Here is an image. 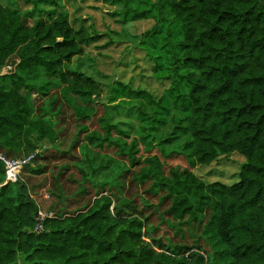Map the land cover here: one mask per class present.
<instances>
[{
  "label": "trees",
  "instance_id": "1",
  "mask_svg": "<svg viewBox=\"0 0 264 264\" xmlns=\"http://www.w3.org/2000/svg\"><path fill=\"white\" fill-rule=\"evenodd\" d=\"M7 1L0 0V143L23 146L27 154L37 149L31 137H57L51 119L33 116L44 95L37 76L55 77L65 100L89 115L76 98L89 102L97 89L83 67L94 66L87 49L106 33L75 27L62 0H24L31 6L23 12ZM114 1L121 4L114 12L121 22L153 12L148 41L160 28L165 36L147 53L153 76L169 85L155 97L117 81L116 89L141 97L139 133L106 123L105 133L87 138L113 147L133 167L147 164L141 179L151 176L164 189L174 225L203 223L211 264H264V0ZM155 148L163 156L181 154L191 166L233 152L246 162L237 181L206 182L187 167L171 166L164 175ZM49 166L39 151L22 169L41 174ZM5 180L0 159V264H19V253L26 264H208L188 244L171 247L155 238L150 217L122 191L105 187L87 210L48 216L37 232L39 206L26 183Z\"/></svg>",
  "mask_w": 264,
  "mask_h": 264
},
{
  "label": "rangeland",
  "instance_id": "2",
  "mask_svg": "<svg viewBox=\"0 0 264 264\" xmlns=\"http://www.w3.org/2000/svg\"><path fill=\"white\" fill-rule=\"evenodd\" d=\"M11 1L22 12L31 6L24 0ZM2 2L4 6L9 3L7 0ZM61 2L70 11L75 27L80 24L106 34L96 45L87 49V55L94 59V66L83 67L84 72L96 80L97 89L89 102L76 98L78 105L89 115L80 116L75 111V106L65 100L63 87L59 86L57 79L41 72L35 85L42 89L44 95L35 101L33 116H43L54 122L57 131L55 141L46 139L41 142L33 136L31 139L37 149L27 154L23 146L19 148L0 143V153L8 157L25 158L34 156L39 151L48 156L50 166L44 173L33 174L25 169L20 173L31 198L39 206L36 217L85 211L96 197L106 193L101 192L103 187L108 191L120 190L150 217L149 231L155 238H161L171 247L188 244L194 250L204 253L208 264H211L210 246L201 237L203 223L194 227L174 225L175 222L165 213L169 201L164 189L157 186L151 176L141 179L147 164L133 167L127 157L119 156L113 147L98 146L87 138V134L92 131L105 133L106 123L117 125L130 136L139 133L141 97L119 91L115 88L116 82L121 81L132 88L146 89L155 97L162 94L169 81L158 80L153 76V61L147 50L162 43L165 36L163 28L153 31L152 40L148 41V31H152L156 24L153 12L142 18L121 22L114 15L121 4L114 0ZM107 40L110 43L105 45ZM38 94H29V99L34 101ZM113 134L116 135L117 132L114 131ZM142 153L144 154L143 150L140 154ZM152 153L161 156L164 175L169 174L171 166L181 169L187 167L206 182L221 181L226 184L239 179L241 167L246 162L245 156L239 152L222 155L210 164L197 166H191L181 154L163 156L157 148ZM17 261L19 264H26L25 255L19 253Z\"/></svg>",
  "mask_w": 264,
  "mask_h": 264
},
{
  "label": "built area",
  "instance_id": "3",
  "mask_svg": "<svg viewBox=\"0 0 264 264\" xmlns=\"http://www.w3.org/2000/svg\"><path fill=\"white\" fill-rule=\"evenodd\" d=\"M32 156L33 155L25 158H12L0 153V159L5 163L6 166V180L4 183L8 181L17 182L20 178V173L23 166L30 161ZM46 217H48V215L45 216V214H43L40 218L37 217V224L34 227L35 231L41 232L44 230V220Z\"/></svg>",
  "mask_w": 264,
  "mask_h": 264
}]
</instances>
